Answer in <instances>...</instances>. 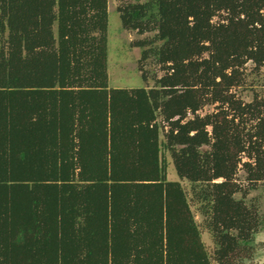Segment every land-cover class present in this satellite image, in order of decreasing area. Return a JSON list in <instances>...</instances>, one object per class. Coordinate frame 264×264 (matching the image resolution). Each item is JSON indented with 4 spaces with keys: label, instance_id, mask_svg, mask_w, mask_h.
<instances>
[{
    "label": "trees",
    "instance_id": "obj_1",
    "mask_svg": "<svg viewBox=\"0 0 264 264\" xmlns=\"http://www.w3.org/2000/svg\"><path fill=\"white\" fill-rule=\"evenodd\" d=\"M118 12L155 33L133 42L152 87H110L109 0H0V264H233L263 226L246 198L264 181V98L236 89L264 67V0Z\"/></svg>",
    "mask_w": 264,
    "mask_h": 264
},
{
    "label": "rangeland",
    "instance_id": "obj_2",
    "mask_svg": "<svg viewBox=\"0 0 264 264\" xmlns=\"http://www.w3.org/2000/svg\"><path fill=\"white\" fill-rule=\"evenodd\" d=\"M145 0H109V28H108V71L110 77V87H152L154 80L145 82L140 71L141 48L134 47L133 42L148 36H154V32L140 34L135 30H126L122 26L118 6L128 2H138ZM146 70L149 74L158 73L160 76L163 71L157 66L153 60L148 61ZM236 92L240 98L246 102H251L256 96L264 98V67L260 70L255 69V64L249 62L247 64V80L244 86L237 88ZM213 105H208L201 112L202 114L214 111ZM207 149V147H205ZM166 164L169 180H180L173 164L172 158L166 154ZM246 172L240 169L238 180L246 187L249 183L246 179ZM187 189L189 196L190 183L187 180H181ZM239 198L242 193H238ZM249 205L254 204L259 209L263 219V226L255 235L251 246L243 254L236 256L233 259V264H264V181H261L256 188H251L250 193L246 198ZM196 210V209H195ZM196 220L202 224L204 218L199 212H195ZM202 239L206 249L214 257L216 244L213 241L211 233L204 227H201ZM247 255L243 257L244 255ZM213 264H218L213 259Z\"/></svg>",
    "mask_w": 264,
    "mask_h": 264
}]
</instances>
